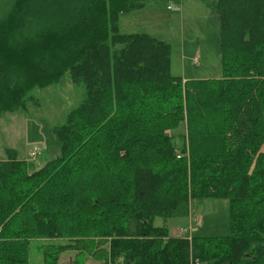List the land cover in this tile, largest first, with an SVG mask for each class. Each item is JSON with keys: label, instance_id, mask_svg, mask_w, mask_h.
Wrapping results in <instances>:
<instances>
[{"label": "trees", "instance_id": "16d2710c", "mask_svg": "<svg viewBox=\"0 0 264 264\" xmlns=\"http://www.w3.org/2000/svg\"><path fill=\"white\" fill-rule=\"evenodd\" d=\"M2 1L0 119L67 73L85 98L53 128L59 158L0 161V264H30L33 241L43 264H264V168L245 165L264 147V0H216L223 77L186 82L170 45L120 17L204 0ZM211 199L230 235L172 237L170 218Z\"/></svg>", "mask_w": 264, "mask_h": 264}, {"label": "rangeland", "instance_id": "374dc122", "mask_svg": "<svg viewBox=\"0 0 264 264\" xmlns=\"http://www.w3.org/2000/svg\"><path fill=\"white\" fill-rule=\"evenodd\" d=\"M215 2L150 1L141 10L121 15L120 33L148 34L170 45L174 77L188 81L221 79L224 71L221 28ZM0 8H3L2 0ZM30 96L33 100L26 112L7 113L0 119V161L8 160L9 151H14L20 161L27 163L28 172L34 173L61 156V143L53 128L63 125L68 114L82 103L85 87L74 84L71 74L67 73L57 85L35 89ZM180 131L186 132V125ZM36 148L41 153L33 160L31 153ZM245 165L253 174L262 170L264 147L256 156L248 152ZM197 219H202L203 225L194 236L225 237L231 234L230 204L221 199L194 202L188 211L179 210L165 225L172 237L181 238L177 232ZM155 225L163 226L164 220L157 218ZM40 244L31 242L30 264H43L42 250L38 249ZM76 255V252H66L61 256V262L77 264ZM87 264L97 263L88 261Z\"/></svg>", "mask_w": 264, "mask_h": 264}, {"label": "built area", "instance_id": "2783aa9c", "mask_svg": "<svg viewBox=\"0 0 264 264\" xmlns=\"http://www.w3.org/2000/svg\"><path fill=\"white\" fill-rule=\"evenodd\" d=\"M169 9H172V7H170ZM40 150L38 148H36L32 153H31V158L33 160H37L38 156L40 155ZM203 225V220L202 219H197V220H194L193 222H191V224L186 227V228H183L181 230H179L177 232V235L178 237H181V238H189L191 239L192 236L195 234V232L201 228Z\"/></svg>", "mask_w": 264, "mask_h": 264}, {"label": "crops", "instance_id": "0c3cea01", "mask_svg": "<svg viewBox=\"0 0 264 264\" xmlns=\"http://www.w3.org/2000/svg\"><path fill=\"white\" fill-rule=\"evenodd\" d=\"M184 81L186 82V81H188V80H184ZM17 156H18V154H17Z\"/></svg>", "mask_w": 264, "mask_h": 264}, {"label": "bare ground", "instance_id": "6f19581e", "mask_svg": "<svg viewBox=\"0 0 264 264\" xmlns=\"http://www.w3.org/2000/svg\"><path fill=\"white\" fill-rule=\"evenodd\" d=\"M193 236H194V235H193ZM193 236H192V237H193ZM188 239H189V238H188ZM191 239H192V238H191Z\"/></svg>", "mask_w": 264, "mask_h": 264}]
</instances>
